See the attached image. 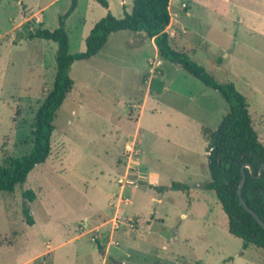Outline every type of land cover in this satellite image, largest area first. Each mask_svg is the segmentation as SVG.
<instances>
[{
  "label": "rangeland",
  "instance_id": "obj_1",
  "mask_svg": "<svg viewBox=\"0 0 264 264\" xmlns=\"http://www.w3.org/2000/svg\"><path fill=\"white\" fill-rule=\"evenodd\" d=\"M107 1L76 0L64 20L71 54L86 51L109 11L123 18L133 5ZM72 4L0 0V164L32 151L55 81L57 43L26 36L58 29ZM170 14L171 46L234 84L264 144V0H171ZM155 46L120 31L73 64L50 157L15 192L0 191V264H264V250L244 251L229 232L216 194L197 187L211 181L205 129L218 128L229 104Z\"/></svg>",
  "mask_w": 264,
  "mask_h": 264
},
{
  "label": "trees",
  "instance_id": "obj_2",
  "mask_svg": "<svg viewBox=\"0 0 264 264\" xmlns=\"http://www.w3.org/2000/svg\"><path fill=\"white\" fill-rule=\"evenodd\" d=\"M97 1L109 8L107 0ZM170 2L171 0H133L131 11L124 8L123 18H116L109 11L91 30L86 39V51L78 54L70 53L64 22L74 12L76 0H73L69 12L61 19L58 29L50 31L38 28L28 32L27 39L38 38L57 43L56 76L53 88L45 96L32 124V151L21 157L6 156L0 164V191L15 192L16 187L23 185L30 173L50 157L58 111L74 89V81L70 76L73 64L96 56L105 47L112 33L144 32L154 40L161 58L182 67L206 86L219 92L228 102L230 110L218 128L205 129L209 142L208 168L211 181L197 187L216 194L228 217L229 232L243 241L244 250L250 245L264 250V227L245 209L238 194L242 168L250 164L254 175H251L248 168L245 169L247 180L243 186V198L264 222V174L258 178L260 170L264 168V144L259 140L246 98L236 90L234 84L217 81L185 51L171 46L170 36L166 31L171 23ZM172 189L189 191L191 187L174 183ZM24 197L33 200L34 194L28 191L24 193ZM24 214L27 222L33 225V218L27 207ZM98 247L100 250L101 247Z\"/></svg>",
  "mask_w": 264,
  "mask_h": 264
},
{
  "label": "water",
  "instance_id": "obj_3",
  "mask_svg": "<svg viewBox=\"0 0 264 264\" xmlns=\"http://www.w3.org/2000/svg\"><path fill=\"white\" fill-rule=\"evenodd\" d=\"M248 168L250 170L251 175H254V169L250 164L244 165L242 168V180L240 182L239 185V189H238V194L240 197V201L242 203V205L245 207V209L251 213L254 218L259 222V224L264 227V222L260 219V217L247 205V203L245 202L244 198H243V186L247 180V173L245 171V169ZM264 174V168H262L259 172L258 178H261Z\"/></svg>",
  "mask_w": 264,
  "mask_h": 264
},
{
  "label": "crops",
  "instance_id": "obj_4",
  "mask_svg": "<svg viewBox=\"0 0 264 264\" xmlns=\"http://www.w3.org/2000/svg\"><path fill=\"white\" fill-rule=\"evenodd\" d=\"M155 47H156V49H158L157 46H155ZM98 249H99V247H98ZM246 250H248V249H246ZM244 251H245V250H244ZM120 264H122V263H120Z\"/></svg>",
  "mask_w": 264,
  "mask_h": 264
}]
</instances>
